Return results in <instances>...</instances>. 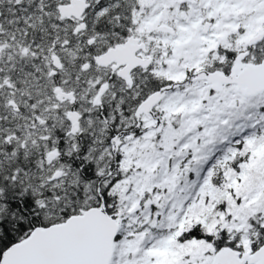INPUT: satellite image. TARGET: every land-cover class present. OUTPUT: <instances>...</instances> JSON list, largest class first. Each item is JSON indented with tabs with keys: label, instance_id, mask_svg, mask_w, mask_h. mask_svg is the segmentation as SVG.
<instances>
[{
	"label": "snow or ice",
	"instance_id": "snow-or-ice-1",
	"mask_svg": "<svg viewBox=\"0 0 264 264\" xmlns=\"http://www.w3.org/2000/svg\"><path fill=\"white\" fill-rule=\"evenodd\" d=\"M0 264H264V0H0Z\"/></svg>",
	"mask_w": 264,
	"mask_h": 264
}]
</instances>
